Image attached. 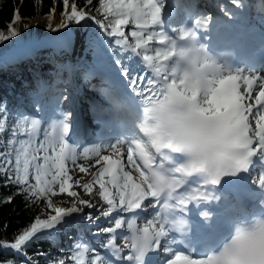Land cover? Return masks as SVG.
Listing matches in <instances>:
<instances>
[{
	"label": "snow or ice",
	"instance_id": "snow-or-ice-1",
	"mask_svg": "<svg viewBox=\"0 0 264 264\" xmlns=\"http://www.w3.org/2000/svg\"><path fill=\"white\" fill-rule=\"evenodd\" d=\"M96 2L95 10L102 14L103 19L88 15L93 0H86L84 8H78L75 2L70 4V0H63L62 15L65 19L59 27H66L71 21L79 24L87 19L95 20L115 39L117 45L137 55L148 74L133 75L121 60H116L121 66L122 76L126 78V83L122 85L124 92L114 97L117 105L128 104L127 120L119 134L124 138L108 145L113 150L110 155L100 154L101 145H92L87 149L98 157L93 165L97 170L90 173L91 179L87 182L75 180V187L89 195L98 193L105 202L106 207L99 206L100 215L83 217L90 224H98L101 218L111 220L114 213L131 215L115 218L114 227L97 229V235L108 234L110 237L100 245L109 249L110 255H100L86 242L77 240L67 259L61 258L51 264H154V258L161 250L171 257L166 264H210L207 255L194 258L184 213L192 201L199 203L214 199L215 186L220 185L223 178L249 173L257 162L264 167V78L243 75L242 69H234L229 62L207 48L195 47L203 44L196 27L190 26L179 31V35H170L165 31L164 0ZM40 3L42 5V0ZM53 3L55 5L56 0ZM52 11L55 7L50 9ZM16 19L18 16L14 14V21ZM186 23L190 24L191 20ZM126 29H129L127 35ZM172 32H177V29ZM17 34L10 23L7 35L0 32V42ZM129 36L134 44L129 42ZM153 42L155 49L152 48ZM186 44L192 47L183 50L181 55L195 52L197 56L196 67L187 71L183 61L177 59L176 51L178 45ZM257 82L259 91L253 98ZM125 94L128 99L124 98ZM176 103L187 108L192 119L174 126L171 140L164 143L162 138H155L151 126L163 116L168 106ZM0 113L4 114L0 119L2 133L6 130L4 121L8 119V114L2 106ZM61 116L62 119L50 121L52 134H45L40 139L41 122L22 115L20 120L11 124L7 146L0 151V178L6 186L15 185L17 188L16 193L4 198L3 202H11L19 194L25 197L26 206L30 207L43 199L48 212L46 218L35 217L29 226L14 235V242L0 241V247L13 249L18 254L58 228L75 223V214L83 213L85 207H97L88 199H79V193L73 190L74 185L70 183L72 176L68 163L76 164L81 145L79 141L73 142L70 134V113H61ZM21 122L25 126L18 131L17 125ZM193 140L222 154L223 159L217 165V175L222 179L206 183L199 170L183 166V156L177 147H184ZM125 146L126 160L123 153ZM76 167L81 173H88L84 165ZM161 171L173 178V186L167 191L157 187V178L163 183L164 178L159 177ZM56 185L59 186V193L76 197L78 204L84 207L77 206V202L67 208L53 207L51 196L58 194ZM95 185L98 189L94 193ZM258 187L264 190V175L259 176ZM150 208L152 216L147 218L143 214ZM138 219H147L146 225L133 227ZM177 219L183 221L179 228ZM126 220L127 235L119 231ZM177 232L179 240L175 235ZM118 233L125 241L122 248L114 243ZM173 244H183L184 251L174 249ZM27 264H33V261ZM161 264L165 262L161 261Z\"/></svg>",
	"mask_w": 264,
	"mask_h": 264
},
{
	"label": "trees",
	"instance_id": "trees-1",
	"mask_svg": "<svg viewBox=\"0 0 264 264\" xmlns=\"http://www.w3.org/2000/svg\"><path fill=\"white\" fill-rule=\"evenodd\" d=\"M72 2H75L78 8H84L86 5V0H70V4ZM53 7H55V11L50 12V9ZM96 7L97 2L93 0V4L88 9V15L91 17L97 15L103 19L102 14L95 10ZM63 10V0H56L55 5L53 0H42V5L40 0H0V32L7 35L8 25L10 23L13 24L37 18H42L47 21L54 15H62ZM70 10L69 6L68 11ZM14 14L18 16V19L15 21ZM17 45L18 40L16 37H10L8 40L0 42V57L14 50ZM40 67L46 71H52L49 63L40 64ZM25 72L30 77L38 79L35 71L30 68V65H25L24 70H21L16 65L4 67L0 63V78L5 83L11 85V89L0 87V106L8 114V119L4 121L6 130L0 133V137H2V140H0V151H3L7 146L11 124L21 118L18 112L23 105L13 99L12 93H18L28 105L34 106V87L38 89L39 83L33 86L25 85L29 82ZM18 83L19 85L20 83L23 84V88H19ZM3 115V113H0V119H3ZM24 126L25 124L23 122L19 123L17 130H22ZM16 191L17 188L15 185L6 186L3 178H0V241L3 242H14V235L19 234L26 226H29L33 219L37 217L38 212L45 209V200L40 199L29 207L26 206L25 197L19 194L15 195L11 202H3L4 198L12 196ZM57 249V246H54L48 238H45L32 243L24 249V252L29 258V261H33V264H49L55 261L53 256ZM9 261H12L13 264H27L28 262L12 249L0 247V264H8Z\"/></svg>",
	"mask_w": 264,
	"mask_h": 264
},
{
	"label": "clouds",
	"instance_id": "clouds-1",
	"mask_svg": "<svg viewBox=\"0 0 264 264\" xmlns=\"http://www.w3.org/2000/svg\"><path fill=\"white\" fill-rule=\"evenodd\" d=\"M191 44L178 45L177 59L183 61L185 70L196 67L197 56L195 52L181 55V52L191 48ZM197 48H206L205 45H196ZM192 114L179 103L170 105L165 109L163 116L152 126L151 131L155 138H162L168 143L173 136L174 126L188 122ZM210 135V133H205ZM177 151L183 156L182 164L185 168H195L205 177V182L219 181L222 177L217 175V165L223 159L222 154L211 147L197 143L195 140L184 147H177ZM159 177H163V183L157 178V187L167 191L173 186V178L161 171ZM201 217L208 218L211 213L202 211ZM210 264H264V215L253 214L235 222L230 234L224 238L218 247L207 254Z\"/></svg>",
	"mask_w": 264,
	"mask_h": 264
},
{
	"label": "bare ground",
	"instance_id": "bare-ground-1",
	"mask_svg": "<svg viewBox=\"0 0 264 264\" xmlns=\"http://www.w3.org/2000/svg\"><path fill=\"white\" fill-rule=\"evenodd\" d=\"M190 0H169L170 5L175 8L178 9L179 7H183V6H187L190 5L189 4ZM251 3V0H248ZM204 1H201V5L203 6ZM255 9V8H254ZM255 16H257V14H255ZM61 18L58 16H55L53 18V20L51 22H45L42 20H37V19H30V20H26V21H22V22H16L13 24V27L17 30L18 32V38L20 41H22L23 43H31V45L34 46V50H38L40 47H38L39 41L37 40H41V38L46 37V36H53L55 34H58L60 36L63 37L64 42L62 43V45L64 47H66L68 50H70L71 48V44L70 41H72L74 37L73 32L71 31L72 29V24L68 23L66 25V27L64 28H60L59 24L62 23L61 22ZM89 27V26H88ZM16 37V36H15ZM70 47V48H68ZM83 48L84 51H88L89 54H91V56H88V53H86L85 55H79L77 58H75L74 56H72L74 58V62H80V63H86V61L88 63H90L91 65H95V63L93 64V62L97 60L96 57H98V53H99V45L98 43H95V41L93 42V40H88L87 42H85V44L81 47ZM39 51V50H38ZM82 51V52H84ZM240 69V68H239ZM243 70V75H255V72L252 70ZM259 87V82L258 85ZM241 87L243 88V85H241ZM257 89V87H256ZM84 98H86V96H83ZM123 128V127H122ZM127 151V147L125 146L123 148V152ZM101 155H107V154H113V150L111 149V147H102L101 149ZM98 157L94 154L91 153L89 156L85 157V158H81L78 157V159L76 160V164H71V167L73 170L76 169V165H84L85 167L88 168V173H81V174H85L86 177L83 179L80 176L75 175L74 177L77 179H80L82 182H87L91 179V175L90 173L96 171V167H93V165L95 164V160ZM127 170H131V169H127ZM74 185H75V181H74ZM94 193L96 192V190L98 189V185L94 186ZM73 190L77 191L79 193V199H88L90 200V202L97 206V207H93V208H84V212L83 213H79V217H85L89 214H92L93 216H97L100 215V208L99 206L101 205H105V202L102 200L101 197H99L98 193L94 194V195H89L84 193L83 189L81 188H74ZM74 202H77V198L76 197H72ZM77 206L79 207H84L82 205H79L77 202ZM87 210V211H86ZM149 212H146L145 216H148ZM104 218H101V220H103ZM110 225H114V220L111 221ZM95 233V231L92 229L91 230V235H93ZM100 239H102V237H100ZM106 239H108L107 236H105V238L103 240H100L101 243L102 241H106ZM101 245V244H100ZM101 248V247H99ZM91 257V254L89 255V258Z\"/></svg>",
	"mask_w": 264,
	"mask_h": 264
},
{
	"label": "rangeland",
	"instance_id": "rangeland-1",
	"mask_svg": "<svg viewBox=\"0 0 264 264\" xmlns=\"http://www.w3.org/2000/svg\"><path fill=\"white\" fill-rule=\"evenodd\" d=\"M55 16L60 17L61 20H62L61 22H63L64 19H65V17L63 15H54L50 20H47V21L48 22H51ZM92 17H95L96 19H99L95 15H93ZM37 20H42V21L47 22L46 20H44L42 18H37ZM68 23H71L72 24V30L75 33H77L78 32V28L84 29L87 26L94 24L95 23V20H92L91 19L89 21H82L79 24H77L74 21H71V22H68ZM126 31L127 30H125V34H126ZM16 38L18 40V45L17 46L19 47L20 45H22L23 42L19 40L18 35H16ZM77 41H79V39H77ZM155 47H156L155 45L154 46L152 45V48L153 49H155ZM9 60H11V59L9 58ZM82 93H85V90L84 91L82 90ZM71 95L74 96L73 93H71ZM72 96L69 98L68 95H64V102L68 99L72 103ZM62 105H63V103H60L59 104V106H62ZM28 117L29 118H33V117L34 118H38V117H36L34 115H29ZM42 138H43V136L40 137V139H42ZM71 163L72 162H69L68 163V167L70 169V175L72 176V180L70 181V183H73V185H74V181L76 180V178L74 177L75 175L80 176L83 179L86 177V175L85 174H81V172L79 171V168L78 167H76V169L73 170L72 167H71V165H70ZM74 188H76L75 185H74ZM55 189H56V191H57L58 194L55 195V196H53L52 199H51V202H52L53 207H65V208H67V207L72 206V204L74 203L72 197H69L66 193H59V186L58 185L55 186ZM88 209H90V208H88ZM49 211H51V210H49ZM47 214H48V212H46L45 209H42V210H40L38 212V215L37 216H40L41 218H46ZM52 214H54V213H52ZM120 214L121 213H117L118 216H120ZM86 224H87V227H103V224H90L89 222H87ZM85 231H88V230H85ZM82 232H84V231H82ZM95 239L96 238H92L90 242L94 243L96 241ZM67 245H68V248L67 249H60L58 252L55 253V255L53 256L54 260H59L61 258L67 259V255L69 254V250H70L69 244H67ZM49 264H51V263H49Z\"/></svg>",
	"mask_w": 264,
	"mask_h": 264
},
{
	"label": "water",
	"instance_id": "water-1",
	"mask_svg": "<svg viewBox=\"0 0 264 264\" xmlns=\"http://www.w3.org/2000/svg\"><path fill=\"white\" fill-rule=\"evenodd\" d=\"M25 42L22 43V45H20L19 47L17 46L11 53L17 52L19 50H21V48L24 46Z\"/></svg>",
	"mask_w": 264,
	"mask_h": 264
}]
</instances>
